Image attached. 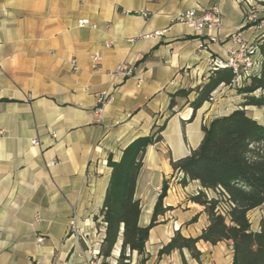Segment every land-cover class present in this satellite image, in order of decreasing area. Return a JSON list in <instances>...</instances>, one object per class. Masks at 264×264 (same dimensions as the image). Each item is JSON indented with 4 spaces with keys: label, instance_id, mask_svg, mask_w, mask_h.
<instances>
[{
    "label": "crops",
    "instance_id": "crops-1",
    "mask_svg": "<svg viewBox=\"0 0 264 264\" xmlns=\"http://www.w3.org/2000/svg\"><path fill=\"white\" fill-rule=\"evenodd\" d=\"M261 1L253 0L263 19ZM214 2L222 13L218 45L174 22L179 11L205 10ZM80 20L89 26L79 27ZM241 24L239 0H0V264H87L105 234L95 217L111 173L108 157L118 161L130 142L164 121L163 140L147 147L135 189L145 227L163 182H169L163 206L171 210L149 232L145 264H231L226 242H199L198 261L187 250L161 257L158 252L176 232L196 238L207 225L203 208L187 201L199 184L178 185L171 163L200 145L201 127L217 110L221 117L238 108L236 90L219 87L215 102L188 122L189 103L211 74L209 59L226 57L232 48L228 35ZM156 31L162 34L138 38ZM244 33L260 43L264 19L261 29L251 26ZM95 52L103 57L98 69L90 64ZM120 64L132 75L113 77ZM182 89L193 91L170 109L171 96ZM101 91L113 101L96 124L91 111ZM34 138L40 147L31 144ZM73 212L83 239L67 235Z\"/></svg>",
    "mask_w": 264,
    "mask_h": 264
},
{
    "label": "trees",
    "instance_id": "trees-1",
    "mask_svg": "<svg viewBox=\"0 0 264 264\" xmlns=\"http://www.w3.org/2000/svg\"><path fill=\"white\" fill-rule=\"evenodd\" d=\"M259 5L264 9V0ZM263 19L259 18L258 22ZM259 53L258 73L248 77L244 85L236 89L242 96L238 108L203 125L200 145L186 158L171 163L174 182L183 188L191 182L199 184L200 190L187 201L203 208L207 225L196 238H186L176 232L159 250L158 257L187 250L191 258L198 261L201 256L197 249L199 242L212 246L226 242L232 248L231 264H264V222L258 231H253L248 218L249 212L264 207V126L248 116L245 110L247 107L264 109V38L259 44ZM233 78L230 69L212 72L189 103L192 113L188 122L193 120L198 109L209 103L212 93L219 87H230ZM192 91L178 90L171 96L169 108L176 105V98H187ZM165 125L166 121L153 128L149 135L130 142L118 161L108 157L111 173L99 217H95L96 221L100 219L105 224L99 250V256L104 260L111 258L120 242L119 264H129L132 253L145 264L149 232L158 224L157 218L171 210L163 206L168 181L163 182L150 223L145 227L139 223L141 206L135 199L146 149L162 142Z\"/></svg>",
    "mask_w": 264,
    "mask_h": 264
},
{
    "label": "built area",
    "instance_id": "built-area-1",
    "mask_svg": "<svg viewBox=\"0 0 264 264\" xmlns=\"http://www.w3.org/2000/svg\"><path fill=\"white\" fill-rule=\"evenodd\" d=\"M186 1V0H176ZM240 9L242 12V24L235 27L234 30L228 35V40L232 44V48L227 51L224 59L219 57H211L209 59L210 72H214L218 69H230L234 75L232 85L230 88H241L245 81L253 74L258 73L260 69V53L259 42L251 40L246 37L244 29L254 26L257 29H261V22L259 21V14L255 7L253 0H239ZM142 15L146 17L148 14L143 12ZM221 9L217 2H214L209 8L205 10H197L195 8L179 11L174 22L184 24L192 30L196 35L204 39L210 44L218 45L220 40L218 32L222 29L221 24ZM79 27L89 26L87 20H80L78 22ZM162 32L156 31L148 35H140L138 38H156L160 36ZM110 44H105V47H109ZM201 45L200 47H202ZM103 60L102 55L99 52H95L90 55V64L93 69H98ZM73 69H76V62L71 60L70 62ZM131 76L132 71L124 64H120L112 73L113 77ZM215 92L212 93L209 103L215 102ZM113 101V96L110 92L101 91L95 94V103L91 111V118L94 123L99 124L103 121L105 107ZM55 138V135H51ZM33 146L40 147L38 139L34 138L31 141ZM55 165V161L46 164L47 167ZM67 235L75 239H83L84 233L77 224V215L73 212L69 224L67 227ZM39 243L42 239L37 240ZM87 264H103L102 258L99 253L93 252L91 259Z\"/></svg>",
    "mask_w": 264,
    "mask_h": 264
},
{
    "label": "rangeland",
    "instance_id": "rangeland-1",
    "mask_svg": "<svg viewBox=\"0 0 264 264\" xmlns=\"http://www.w3.org/2000/svg\"><path fill=\"white\" fill-rule=\"evenodd\" d=\"M258 94V93H256ZM233 96L236 97V99H233L234 101H240L242 96L235 91V94ZM217 98L220 96H216ZM232 104V103H231ZM246 113L248 116L255 118L259 123L264 124V109L262 108H256V107H247L245 108ZM220 111H216L212 117H219L220 116ZM249 221L251 225L253 226L254 229L259 230L262 222H264V207L255 209L252 213L249 214L248 216ZM127 255H129L127 253ZM118 257H119V251L115 248L113 251V254L111 258L104 260L102 259L103 264H119L118 262ZM140 257L136 253H132L129 258V264H141L140 263Z\"/></svg>",
    "mask_w": 264,
    "mask_h": 264
}]
</instances>
